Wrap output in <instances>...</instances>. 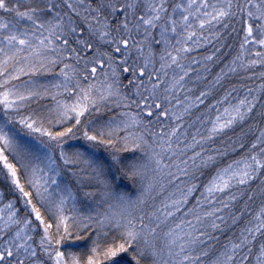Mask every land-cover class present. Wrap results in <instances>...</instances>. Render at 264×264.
I'll return each instance as SVG.
<instances>
[{"label":"snow or ice","instance_id":"1","mask_svg":"<svg viewBox=\"0 0 264 264\" xmlns=\"http://www.w3.org/2000/svg\"><path fill=\"white\" fill-rule=\"evenodd\" d=\"M0 264H264V0H0Z\"/></svg>","mask_w":264,"mask_h":264},{"label":"trees","instance_id":"2","mask_svg":"<svg viewBox=\"0 0 264 264\" xmlns=\"http://www.w3.org/2000/svg\"><path fill=\"white\" fill-rule=\"evenodd\" d=\"M209 47H210V46H209ZM200 51H203V50L201 49ZM193 55H195V54H193ZM194 67H195V66H194ZM257 70H258V69H257ZM208 79H211V77H208ZM233 82H235V81H233ZM256 83L259 84V81L257 80ZM198 86L201 87V88L203 87L202 84H201V85H198ZM249 86H251V84H249ZM188 87L192 88V89H193V92L196 93V94H198V92H196V88L193 87V84L190 83V84L188 85ZM241 94L243 95V92H241ZM181 98H183V94L181 95ZM196 114H197V113H196L195 110H194V111H193V117H194Z\"/></svg>","mask_w":264,"mask_h":264}]
</instances>
